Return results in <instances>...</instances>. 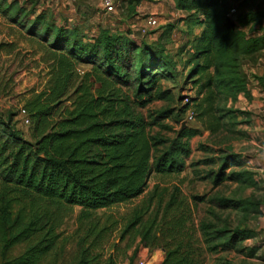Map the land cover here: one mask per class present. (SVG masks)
Listing matches in <instances>:
<instances>
[{"label": "trees", "instance_id": "trees-1", "mask_svg": "<svg viewBox=\"0 0 264 264\" xmlns=\"http://www.w3.org/2000/svg\"><path fill=\"white\" fill-rule=\"evenodd\" d=\"M172 1L175 10L189 13L186 19L199 27L198 34L188 33L189 39L172 56L157 41L147 43L104 28L84 39L77 29L56 25L42 12L26 25L19 24L40 44L39 63L46 64V79L43 89L21 109L29 123V140L14 127V115H0V264H37L48 252L55 216L48 214L46 206L56 211L78 207L94 212L126 204L144 191L151 173L169 176L184 171L190 139L203 132L210 139L222 137V141L243 138L244 133L235 128L247 124L248 113L233 109L232 104L239 95L247 98L240 58L264 50V32L253 29L262 15L247 11L230 18L227 12L233 0ZM20 13L15 8L13 16ZM78 65L89 70L79 74ZM179 78L192 94L178 101L177 110L140 113L152 102H171L170 92L160 89L159 82ZM186 114L201 131L181 128ZM166 121L180 126L172 130ZM163 133H172V137ZM229 145L218 149V154L202 147L211 157L190 166L217 164L214 172L207 173L212 188L223 183L252 187L248 172L230 170L240 163ZM21 201L30 208L43 203L45 209L17 227L25 210ZM152 201L168 210L173 199H147L144 209L132 212L125 230L140 223ZM207 204L220 212L237 211L246 216L257 215L260 207L251 196L213 197ZM182 220L168 225L172 234L180 231ZM45 226L48 230L40 241L12 259L5 258L12 245ZM198 230L210 252L235 250L239 243L256 236L248 228H217L202 221ZM151 232L152 226H148L145 237ZM88 251H80L76 264H90ZM255 251V246L250 247L245 255L252 257ZM177 254V250L167 249L160 264H185L184 255Z\"/></svg>", "mask_w": 264, "mask_h": 264}, {"label": "rangeland", "instance_id": "rangeland-1", "mask_svg": "<svg viewBox=\"0 0 264 264\" xmlns=\"http://www.w3.org/2000/svg\"><path fill=\"white\" fill-rule=\"evenodd\" d=\"M121 2L123 1H119L113 14L104 15L98 8V0H77L72 7L53 0H0V44L3 46L0 49V115L5 116L7 113L14 115L11 121L23 138L30 139L29 123L24 124L19 111L23 108L24 102L43 89L46 64L39 63V55L42 53L39 42L26 35L25 30L19 27L20 23L24 22L26 25V21H31L42 12L48 21L56 25L77 29L84 39L96 35V27L104 28L110 33H128L133 39L147 43L154 44L157 41L166 52H175L186 39H189L188 28L186 31L183 30V25L181 27L178 25L177 15L182 13L173 11L168 0H136V5L141 2V6L147 9L154 7L153 14H149L147 9L137 12L134 6L126 7ZM11 3L13 7L9 8ZM232 6L237 13L249 11L262 15H259L261 17L259 24L253 29L258 33L264 32V0H233ZM15 8L21 9V13L13 16ZM149 16L157 21L154 29L143 28L145 18ZM9 18H15V21L12 22ZM172 26L178 29L170 31ZM255 63H259L257 59L243 61L241 73L245 79H263V76L248 71V64ZM180 67L181 64L178 63V68ZM88 70L89 67L85 65H78L76 68L79 74ZM159 85L160 89L170 92L173 100L152 102L140 110L143 115L147 111L158 109L177 110L181 106L178 101L192 94V91L188 90L189 86H181L180 78L172 82L161 80ZM183 118L181 123L195 129V124L188 118V114ZM164 123L172 130H177L181 125L168 121ZM252 126L251 124L246 128ZM241 128L243 129L238 126L235 129L244 133L243 138L237 134L238 140L231 142L222 141V137L218 139L219 136L210 139L206 133L190 139L188 141L190 155L185 162L184 171L169 176L151 173L144 191L126 204L94 212L84 211L78 207L56 211L55 208L46 206L48 214L55 216L52 226L54 238L48 252L37 264H76L82 249L89 250L88 257L92 259L90 264H136L137 260L160 264L167 249L177 250L178 256L184 255L185 264H264V144L258 143L259 136L251 128L249 130L244 128L248 135ZM163 134L172 137V133ZM227 138L229 139V136ZM227 142L230 143V151L238 155L240 163L239 167L230 170L248 172L253 182L252 187L243 188L238 184L223 183L217 188H212L207 173L214 172L217 164L190 166L211 157V154L204 152L202 147L210 148L218 154L217 150L222 149ZM1 190L0 185V192ZM248 196L260 205L257 215L246 216L230 210L220 212L209 208L207 204V200L213 197L242 199ZM147 199H173V202L168 210H164L163 206L157 207L152 201L140 223L125 230L132 218V212L144 209ZM191 199L203 200L192 202ZM19 205H23L25 210L21 213L22 222H19L17 227L34 218L36 211L38 214L43 213L45 207L42 203L38 207L30 208L26 201H21ZM215 217L218 220H215ZM183 218L184 220L179 222L180 231L172 234L168 225H176L175 221ZM108 220L114 221L115 224L107 226ZM201 221L214 223L217 228L224 226L248 228L254 230L256 236L254 239L239 243L235 250L210 252L207 249L209 244L204 242L198 230ZM148 226H152V232L145 237V229ZM37 227L39 226L36 225L35 228ZM101 229L105 230L101 232ZM47 230L45 226L41 232H34L30 238L12 245L7 250L5 258L12 259L20 255L25 249L40 241ZM253 246L256 247V251L252 257H247L246 249Z\"/></svg>", "mask_w": 264, "mask_h": 264}, {"label": "crops", "instance_id": "crops-1", "mask_svg": "<svg viewBox=\"0 0 264 264\" xmlns=\"http://www.w3.org/2000/svg\"><path fill=\"white\" fill-rule=\"evenodd\" d=\"M123 1L121 2L122 5H125L126 7H133L134 9L139 12V10H145L147 9L145 6H141V2H139L138 5H136V0H119ZM118 1V3H119ZM99 3V1H98ZM118 3L116 6V9L118 7ZM60 4V3H59ZM168 4H170V8H172L173 11L176 13H182L180 15H177L178 18V25L181 27L183 25V30L187 31L188 28V33L191 35H197L199 32V27L197 25H194L191 20H187V16H189V13L185 11H180V10H175L174 9V4L172 0H168ZM72 7V6H68ZM99 8V4H98ZM70 9V8H69ZM100 10V9H99ZM148 12L149 14H153L155 12L154 7H148ZM101 12V11H100ZM178 29L175 26H172L171 30L173 29ZM102 29V28H101ZM97 27H96V32H97ZM171 33V32H170ZM187 39L185 40V42ZM184 42V43H185ZM176 52V51H175ZM175 52H168L171 56L175 54ZM264 50L258 51L252 55L249 56H243L240 58V71L243 70V61H249V59H257L259 63H255L253 65L248 64L247 69L249 72L257 73L258 76H263L262 80H254V78L246 79V90H247V98L244 97L243 95H239L236 99V101L232 104L233 109H237L239 111H243L248 113V116L246 118L247 124L241 125L240 127L241 130L245 131L246 134L248 135V132L246 131V126L248 125H253L251 128L252 131H254L256 134L259 136V142L258 143H263L264 144ZM242 65V66H241ZM178 68V67H177ZM251 86V89H250ZM192 121V120H191ZM194 122V121H193ZM195 124V129L198 131H201L200 127L196 122ZM246 128V129H244ZM248 128L247 130H249ZM205 133V132H203ZM250 140V138H249ZM251 141V140H250ZM249 141V142H250ZM252 143V142H250ZM254 231V230H253ZM255 232V231H254ZM264 233V229H263Z\"/></svg>", "mask_w": 264, "mask_h": 264}, {"label": "built area", "instance_id": "built-area-1", "mask_svg": "<svg viewBox=\"0 0 264 264\" xmlns=\"http://www.w3.org/2000/svg\"><path fill=\"white\" fill-rule=\"evenodd\" d=\"M53 1H55L56 3L63 4L67 7L74 5L77 2V0H53ZM98 1H99L98 4L101 13L104 15H110L115 12L119 0H98ZM236 14L237 12L235 8L232 6V3H229L227 15L233 19L236 16ZM156 26H157V21L155 20L154 17L149 16L145 18L143 28L154 29L156 28ZM20 114L23 117L24 124H28V120L26 119L22 111H20ZM136 264H152V263L144 260H137Z\"/></svg>", "mask_w": 264, "mask_h": 264}, {"label": "water", "instance_id": "water-1", "mask_svg": "<svg viewBox=\"0 0 264 264\" xmlns=\"http://www.w3.org/2000/svg\"><path fill=\"white\" fill-rule=\"evenodd\" d=\"M184 126H185V124L184 123H181V128L184 127Z\"/></svg>", "mask_w": 264, "mask_h": 264}]
</instances>
